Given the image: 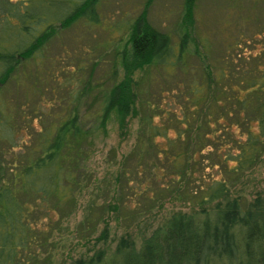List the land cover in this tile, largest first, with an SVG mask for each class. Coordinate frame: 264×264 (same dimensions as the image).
I'll use <instances>...</instances> for the list:
<instances>
[{"label":"trees","instance_id":"trees-1","mask_svg":"<svg viewBox=\"0 0 264 264\" xmlns=\"http://www.w3.org/2000/svg\"><path fill=\"white\" fill-rule=\"evenodd\" d=\"M99 1L0 0V264H55L49 251L54 225L59 227L68 217L65 213L78 208L94 183L88 166L94 155L96 126L104 128L115 117L125 131L128 118L135 116L140 120L135 164L121 174L132 197H148L162 205V191H167L172 197L192 201V210L173 212L144 235L140 245L126 233L113 248L100 246L60 264H264V195L251 202L233 197L231 182L255 168L264 154L263 56L256 67L242 70L234 65L233 54L230 63L223 59L217 70L208 62L205 80L190 84L191 96L184 104L163 107L149 99L135 72L175 68L185 59L190 34L181 39L176 55L170 34L152 25L143 11L130 24L131 46L121 60L123 78L100 89L98 106L92 112L80 110L79 99L89 86L80 93L76 88L70 92L73 100L65 103L66 114L54 124L49 119L52 104L27 100L14 107L2 99L9 81L21 85L23 75L31 78L25 65L39 61L58 32V23L68 27L80 17L100 22ZM185 14L194 21V0H187ZM37 77L34 74L32 79ZM31 104L33 114L45 117L34 132L33 117L22 111ZM19 116L23 128L16 122ZM89 117L97 125H89ZM177 146L182 149L176 150ZM206 154H211L207 160L212 161L210 167L219 169L220 177H208ZM192 183L199 190L179 189ZM95 188L112 190L99 183ZM98 203L91 200L83 208L88 213L83 224L88 223L93 233L96 208L104 212L120 208L111 202ZM108 235L106 228L98 237L106 241Z\"/></svg>","mask_w":264,"mask_h":264},{"label":"rangeland","instance_id":"rangeland-1","mask_svg":"<svg viewBox=\"0 0 264 264\" xmlns=\"http://www.w3.org/2000/svg\"><path fill=\"white\" fill-rule=\"evenodd\" d=\"M186 2L187 0H100V22L94 23L80 17L68 27H61L58 23V32L39 55V61L33 60L25 65L32 76L38 75L36 81L32 76L24 79V75L21 85L14 80L9 81L2 99L12 102L14 107L16 104L25 105L27 100L33 104H52L48 108L52 113L49 119L56 123L59 117L66 114L65 103L73 100L70 92L76 88L77 93H80L85 86H89L83 91L85 95L79 99L80 110L82 113L89 110L92 112L98 106L100 89L123 78L125 69L121 60L125 49L129 50L131 46L130 24L143 11L152 25L170 34L176 55L180 51L181 39L187 32L190 34L185 59L177 62L175 68L169 71L164 67H150L135 72L136 79L143 81V88L149 99L161 103L163 107L172 103L176 106L177 103L184 104L186 98L191 96L188 90L190 84L195 80H205L208 62L217 70L223 59L230 63L233 54L234 65L242 70L256 67L259 61L257 59L262 56L264 58V0H194L195 14L192 22L186 18ZM182 66L187 67L188 72ZM260 66L264 68V61L262 63L261 60ZM163 90L168 94L164 93L162 96ZM31 106L32 104L24 106L22 111L33 117L34 132L43 125L45 117L39 118V113L33 114ZM61 107L64 111H60ZM156 120L161 121L159 117ZM95 121L92 117L87 119L89 125H97ZM139 121L137 116L128 118V128L125 131H122L115 117L104 128L96 126L92 136L94 155L88 166L95 178L94 183L90 191L81 198L78 208L65 213L68 217L62 220L60 228L54 225L56 229L54 234L52 232V246L49 247L51 262L53 259L55 264H60L73 256L90 254L100 246L113 248L126 233L134 236L140 245L143 236L173 212L192 210V201L181 199L178 195L172 197L167 191H162V205L160 202L153 203L148 197H132L133 192L121 174L134 167ZM16 122L23 128L20 116L16 117ZM170 133L174 134L173 131ZM158 140L161 141L160 138ZM179 149L182 147L177 146L176 150ZM213 150L214 156L216 150ZM210 155L204 156L208 169L206 173L208 177L218 178L219 169L210 167L212 161L207 160ZM118 174L120 180H117ZM238 177L231 181L234 184L233 197L242 196L246 202H251L256 196L264 195V154L255 168ZM149 181L156 185L153 180ZM98 183L105 190H112L98 192L95 188ZM185 188L199 190L198 185L193 183L183 184L179 189ZM91 200H97L98 204L111 202L120 207L117 210L107 208L108 211L105 212L100 208L93 211V222L97 224L95 233L90 231L88 223L83 224L88 214L83 208ZM125 206H129L131 211ZM106 228L108 238L101 241L98 236Z\"/></svg>","mask_w":264,"mask_h":264}]
</instances>
